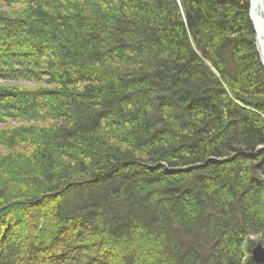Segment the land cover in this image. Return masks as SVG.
I'll return each instance as SVG.
<instances>
[{
    "label": "trees",
    "instance_id": "16d2710c",
    "mask_svg": "<svg viewBox=\"0 0 264 264\" xmlns=\"http://www.w3.org/2000/svg\"><path fill=\"white\" fill-rule=\"evenodd\" d=\"M249 1L0 0V264H259Z\"/></svg>",
    "mask_w": 264,
    "mask_h": 264
},
{
    "label": "water",
    "instance_id": "95a60500",
    "mask_svg": "<svg viewBox=\"0 0 264 264\" xmlns=\"http://www.w3.org/2000/svg\"><path fill=\"white\" fill-rule=\"evenodd\" d=\"M249 15L256 31L257 48L264 67V0H250ZM253 261L264 264V248L261 244L252 251Z\"/></svg>",
    "mask_w": 264,
    "mask_h": 264
},
{
    "label": "rangeland",
    "instance_id": "374dc122",
    "mask_svg": "<svg viewBox=\"0 0 264 264\" xmlns=\"http://www.w3.org/2000/svg\"><path fill=\"white\" fill-rule=\"evenodd\" d=\"M249 3H250V1H249ZM250 20H251V18H250ZM252 22V21H251ZM255 37H256V31H255ZM256 40H257V37H256ZM257 46V45H256ZM259 51V50H258ZM260 55V54H259ZM18 83H20L21 85H23V86H25V85H32L30 82H29V84H27L26 82H24V81H21V82H18ZM16 84V83H15ZM43 109V108H42ZM5 110H2V113L4 112ZM37 111H41V110H37ZM4 113H6V112H4ZM32 114H34V113H32ZM7 119V122L8 121H10L11 122V124L14 126H18V125H20V124H18L16 121H14L12 118H6ZM8 126V125H7ZM1 127V126H0ZM1 128H4V127H1ZM0 152H2V150L0 149ZM117 183V180H114L110 185H114V184H116ZM110 189V187H108L107 185H100L98 188H94L92 191L94 192L93 193V195L94 196H98L99 194H102L104 191H106V190H109ZM79 195L80 194H78V195H69V196H67V199L64 201V202H62L61 203V208H62V212L63 213H68L69 211H71L73 208H74V206L78 203V201L80 200V198H79ZM82 195V194H81ZM86 197L87 198V193H83V195L81 196V197ZM84 199V198H83ZM254 240H256L255 238H254ZM255 243H256V245H255V247H257L259 244H261V243H258V241H255ZM262 246H263V248H264V245L263 244H261ZM254 247V248H255ZM252 254V253H251ZM252 257H253V254L251 255ZM253 259V258H252Z\"/></svg>",
    "mask_w": 264,
    "mask_h": 264
}]
</instances>
